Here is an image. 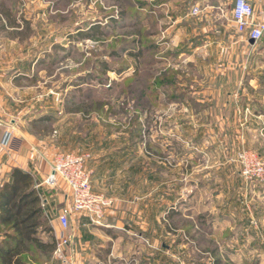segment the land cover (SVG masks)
Masks as SVG:
<instances>
[{
	"label": "rangeland",
	"instance_id": "rangeland-1",
	"mask_svg": "<svg viewBox=\"0 0 264 264\" xmlns=\"http://www.w3.org/2000/svg\"><path fill=\"white\" fill-rule=\"evenodd\" d=\"M234 1L208 8L206 0H0V125L24 143L21 157L35 162L36 171H30L43 185L53 230L60 228L58 215L66 204L59 200L69 190L62 182L45 189L48 160L52 165L59 153L87 155L89 167L91 161L94 171L99 166L95 185L90 167L94 191L118 208L111 218L134 231L133 251L124 264H264V194L258 198L256 189L250 191L264 185L245 180L241 161L243 154L264 161V131H241V121L236 129L224 127L222 116L199 102L205 98L191 94L221 85L240 89L241 70L238 75L235 69L241 58L239 63L230 50L229 62H222L217 46L241 42L234 30ZM195 5L198 15H192ZM5 13L19 28H10ZM95 26L106 35L82 36ZM140 30L144 47L157 50L138 61L124 50L141 48L133 44ZM254 53L246 47L249 68ZM257 71L252 69L251 77ZM221 74L231 81H215ZM260 85L249 81L246 92L254 93L253 86L263 91ZM255 121L264 126V118H248L251 126ZM244 134L247 145L241 143ZM217 170L228 176L206 177ZM216 204L234 221L209 236L198 219H207ZM241 208L255 232L248 244L236 241L231 229L241 224ZM173 210L178 214L171 216ZM81 247L73 239L63 259L53 253L47 264H77L73 254L87 252Z\"/></svg>",
	"mask_w": 264,
	"mask_h": 264
},
{
	"label": "crops",
	"instance_id": "crops-1",
	"mask_svg": "<svg viewBox=\"0 0 264 264\" xmlns=\"http://www.w3.org/2000/svg\"><path fill=\"white\" fill-rule=\"evenodd\" d=\"M208 2L206 7L210 8V4L213 5V8H216V6L219 4L220 0H206ZM249 1V0H248ZM254 2V8L258 7V13L257 17L259 20H264V0H250V2ZM209 3V4H208ZM234 3V2H233ZM195 7H198L195 5ZM204 9V8H203ZM256 10V9H255ZM257 12V11H256ZM234 30L237 32L236 27H234ZM247 42V44H245ZM211 46L219 47L221 49L222 53L221 56H219V60L222 62H229V55L228 51H236L237 53L234 55L237 58V61L240 63L241 58V66H237L235 70H237V74L239 75V72L241 70V78L239 80V83H241L240 89L237 91H231L228 87H224V85L219 86L218 89L215 91L212 90V88H208V90L204 91L203 93H191L193 96L200 95V97L205 98V102L199 101L201 105H204V108L206 111H208L210 114H217L221 115V123L224 127H231L233 125L234 129L237 128V124L241 121V131L246 130L250 133H257L258 131H264V126L260 124V122H256L251 126V124H248V118L251 119L255 118H264V90L261 91L257 89V85L253 88L255 89V92L253 93V89H251V93H247V82H252L255 84H262L260 78L262 74L264 75V44L258 45L257 43H251V41H248L245 36L241 35V42L233 43V44H227L222 43L216 46L215 43H212ZM249 46L254 50L253 55V61L254 64H251V67L249 68L245 64V50L246 47ZM197 48V47H196ZM241 51V53H239ZM256 62H259V67H255L254 65ZM241 67V68H239ZM256 68L258 69L257 72H255V76L251 77L250 71L252 69ZM248 71V72H247ZM259 77L257 78V75ZM261 75V76H260ZM226 77V78H224ZM219 80H215L218 82H221L223 84H228L231 79L230 76L227 77L223 74L221 76L217 77ZM257 78V79H256ZM253 79V80H252ZM246 83V84H245ZM262 87V85H260ZM259 88V86H258ZM262 89V88H261ZM202 94V96H201ZM257 99L261 100L258 101ZM227 116H231L228 118ZM240 118V120H239ZM245 123V124H244ZM7 127L0 125V134L3 131V134L6 133ZM14 131V130H13ZM18 138L15 137L13 144L10 149H7L5 147L1 146V140H0V182L1 179H6V181L9 180L10 172L13 168L17 167V165L20 163V169L24 171H30L31 168H34L36 171V164L28 163L26 160L23 159L24 153V143L22 141L17 140ZM246 136L244 134L243 137H241V143L246 144ZM12 159L15 161V165H12ZM44 159V158H43ZM42 159V161H44ZM49 159V158H48ZM225 159V157L221 158ZM47 161V160H46ZM52 161V160H51ZM48 165L51 166V162L48 160ZM53 163V162H52ZM90 167L93 169V163L91 161ZM99 170V166L97 168ZM95 168V171L98 174V171ZM38 171V170H37ZM95 171H94V177H93V184L95 185ZM40 175L44 178L45 176L43 174ZM228 176V172H223L222 170H217L215 172H208L206 174V177H215V178H225ZM46 179V178H45ZM242 182V181H241ZM242 185L244 183L242 182ZM203 187V185H201ZM253 188H249L251 192L255 193L258 198H261L262 194H264V186H251ZM254 189L255 192H254ZM248 191V189L246 188ZM222 192H224L222 190ZM221 192L220 197H223V194ZM54 201L57 202V200L60 199L59 194H55ZM59 200L61 203L65 201V206L70 205V198L69 194L64 195ZM213 203V202H212ZM217 205V204H216ZM63 207V208H64ZM216 208H210L209 215L207 216V224L205 227H209L208 233L209 236L217 235V230L224 226H229V222L234 221V216L226 211L225 208L222 206H215ZM118 208L113 206L107 214V218L105 219L104 226H94L89 223V220L85 217H76L73 218L71 221L72 224V235L76 242H78L82 247L81 250H83V245L86 246L85 250L86 253L77 252L73 254V259L77 262V264H124L127 259L129 258L128 255L133 251L134 241L133 236H135L133 229L126 228L124 221H120L115 218H111V216L117 214ZM213 212H212V210ZM221 211V212H220ZM261 219L260 222L264 225V209L261 211ZM110 218V219H108ZM238 218L241 220V224H237V227L235 229L231 228L233 231H236L237 239L236 241L240 239L242 244H248L251 240V234L252 232L255 235V232H253V225L252 221L248 217V214L244 212V209L241 208V215L238 214ZM77 220V227H74V223ZM235 225V223H234ZM233 226V224H232ZM238 228V230H236ZM75 233V234H74ZM241 237L239 238V236ZM142 237V234L141 236ZM256 237V236H255ZM228 244L225 243L224 247ZM137 246V244H135ZM141 246V245H140ZM243 248H245V245H242ZM141 250H145V246L140 247ZM226 252V255H229V249L223 250ZM76 252V251H75ZM157 258L160 257V253H157ZM126 260V261H124ZM154 263V262H153ZM160 264V263H158Z\"/></svg>",
	"mask_w": 264,
	"mask_h": 264
},
{
	"label": "trees",
	"instance_id": "trees-1",
	"mask_svg": "<svg viewBox=\"0 0 264 264\" xmlns=\"http://www.w3.org/2000/svg\"><path fill=\"white\" fill-rule=\"evenodd\" d=\"M154 14L152 11L150 17L152 18ZM4 17L7 20L9 18L10 28H19L17 22L10 19L9 14L5 13ZM135 24L139 25V21ZM137 34L138 37L133 40V44L141 45V48H138L137 52L133 50L134 47L128 50L126 48L124 51L139 61L146 52L155 51L157 48L144 47L142 31ZM94 35L105 36L106 33L99 26H95L89 33L82 34L88 38ZM257 44H264V36ZM155 62L152 60V64ZM102 67L105 72L110 70L105 62L102 63ZM158 81L156 83L163 85ZM262 85L264 86V82ZM96 106L100 110L101 106L99 104ZM36 176L31 171L13 168L9 180L0 186V264H47L53 257L56 249L55 237L42 207V200L46 194L42 188H36L38 185ZM176 214L178 212L173 210L171 216ZM198 221L208 232L209 227H205L206 218L200 217Z\"/></svg>",
	"mask_w": 264,
	"mask_h": 264
},
{
	"label": "built area",
	"instance_id": "built-area-1",
	"mask_svg": "<svg viewBox=\"0 0 264 264\" xmlns=\"http://www.w3.org/2000/svg\"><path fill=\"white\" fill-rule=\"evenodd\" d=\"M200 11V8L195 7L192 15H198ZM232 18L238 34L245 36L248 41L258 43L263 38L264 20L258 19L254 6L248 0L234 1ZM14 139L11 132H7L1 140V146L10 149ZM89 161L87 155L59 153L44 183L45 189L54 190L62 182L69 190L70 205L64 207L58 215L59 230H53L56 242L54 255L61 259L64 258L65 248L70 247L74 239L71 233L73 218L85 217L91 225L104 226L106 215L113 206L111 200L94 191L93 171L88 166ZM241 161L245 180L264 185V161L248 154L241 155ZM42 187L39 184L36 186L37 189ZM47 204L48 199L44 198L42 207L45 209Z\"/></svg>",
	"mask_w": 264,
	"mask_h": 264
},
{
	"label": "water",
	"instance_id": "water-1",
	"mask_svg": "<svg viewBox=\"0 0 264 264\" xmlns=\"http://www.w3.org/2000/svg\"><path fill=\"white\" fill-rule=\"evenodd\" d=\"M251 43H253V44H254V41H251Z\"/></svg>",
	"mask_w": 264,
	"mask_h": 264
}]
</instances>
